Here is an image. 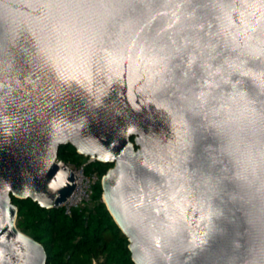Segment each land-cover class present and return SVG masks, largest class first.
<instances>
[{
	"label": "water",
	"instance_id": "water-1",
	"mask_svg": "<svg viewBox=\"0 0 264 264\" xmlns=\"http://www.w3.org/2000/svg\"><path fill=\"white\" fill-rule=\"evenodd\" d=\"M56 2L0 0V264H46L12 197L60 207L77 179L56 164L63 146L112 166L102 200L135 264H221L219 235L180 250L209 220L179 169L180 117L189 169L210 171L212 141L188 105L233 87L264 102V0H61L85 22L77 36L36 24Z\"/></svg>",
	"mask_w": 264,
	"mask_h": 264
},
{
	"label": "clouds",
	"instance_id": "clouds-1",
	"mask_svg": "<svg viewBox=\"0 0 264 264\" xmlns=\"http://www.w3.org/2000/svg\"><path fill=\"white\" fill-rule=\"evenodd\" d=\"M52 7L56 9L53 15L36 21L42 30L51 32L65 25L74 36L88 31L83 20L77 21L64 11L77 6L57 0ZM160 55L165 56L163 50ZM187 110L200 118L203 133L212 141L205 148L210 171L193 172L188 167L192 140L183 116L186 137L178 150V165L209 220L198 229L204 233L203 242L191 240L180 250L194 254L216 234L224 241L221 264H264V102L254 101L233 87L230 92L210 91L205 100L190 102ZM217 221L222 223H214ZM182 229L187 226L181 222L163 237L175 236ZM184 236L188 237L187 231Z\"/></svg>",
	"mask_w": 264,
	"mask_h": 264
},
{
	"label": "trees",
	"instance_id": "trees-1",
	"mask_svg": "<svg viewBox=\"0 0 264 264\" xmlns=\"http://www.w3.org/2000/svg\"><path fill=\"white\" fill-rule=\"evenodd\" d=\"M58 160L80 165L87 157L63 146ZM111 167L95 161L88 164L87 173L97 172L103 177ZM102 194L99 182L90 204L71 216L62 207L43 209L32 199L12 197L18 207L17 227L44 246L46 264H135L128 238L110 215Z\"/></svg>",
	"mask_w": 264,
	"mask_h": 264
},
{
	"label": "built area",
	"instance_id": "built-area-1",
	"mask_svg": "<svg viewBox=\"0 0 264 264\" xmlns=\"http://www.w3.org/2000/svg\"><path fill=\"white\" fill-rule=\"evenodd\" d=\"M95 161H97L96 158L87 157L86 162L76 165L56 160L57 165L67 167L77 176L74 192L60 206L66 215L71 216L75 210H81L90 204L95 188L102 180V177L97 172L87 173L88 164Z\"/></svg>",
	"mask_w": 264,
	"mask_h": 264
},
{
	"label": "bare ground",
	"instance_id": "bare-ground-1",
	"mask_svg": "<svg viewBox=\"0 0 264 264\" xmlns=\"http://www.w3.org/2000/svg\"><path fill=\"white\" fill-rule=\"evenodd\" d=\"M61 167V166H60ZM70 174H71V171H70ZM75 175V174H74Z\"/></svg>",
	"mask_w": 264,
	"mask_h": 264
}]
</instances>
